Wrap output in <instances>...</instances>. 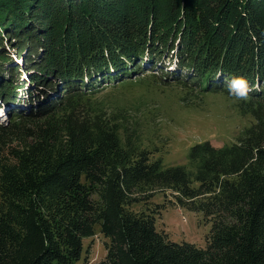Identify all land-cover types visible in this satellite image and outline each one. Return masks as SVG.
Instances as JSON below:
<instances>
[{
    "label": "trees",
    "instance_id": "1",
    "mask_svg": "<svg viewBox=\"0 0 264 264\" xmlns=\"http://www.w3.org/2000/svg\"><path fill=\"white\" fill-rule=\"evenodd\" d=\"M149 69L202 93L246 77L254 123L165 166L91 99ZM0 107V264H77L98 226L101 264H264V0H0ZM167 204L204 215L205 248L157 229Z\"/></svg>",
    "mask_w": 264,
    "mask_h": 264
},
{
    "label": "rangeland",
    "instance_id": "2",
    "mask_svg": "<svg viewBox=\"0 0 264 264\" xmlns=\"http://www.w3.org/2000/svg\"><path fill=\"white\" fill-rule=\"evenodd\" d=\"M12 54L15 55V51L12 50ZM15 60L18 62L17 58ZM167 60L166 65H169ZM172 71L175 77L180 76L176 70ZM159 72L146 70L144 75L141 72L116 89L107 87L91 99L109 108H121L131 119L137 120L145 145L157 144L161 153L156 157H162L165 166L188 165L189 150L199 143L209 141L217 148L232 144L243 129L254 123L250 115L241 113L242 101L234 102L228 93H202L196 85H184L183 80L177 82L173 76L163 78L169 79L164 83ZM7 120L4 107H0V123ZM153 201L160 205L166 203L163 194H157ZM142 206L138 210H142ZM156 226L159 231L164 230L171 241L191 243L199 248L206 247L212 227L202 213L172 204L163 209ZM96 233L93 238L84 240L83 257L77 264H101L105 260L108 240L99 226Z\"/></svg>",
    "mask_w": 264,
    "mask_h": 264
},
{
    "label": "clouds",
    "instance_id": "3",
    "mask_svg": "<svg viewBox=\"0 0 264 264\" xmlns=\"http://www.w3.org/2000/svg\"><path fill=\"white\" fill-rule=\"evenodd\" d=\"M228 94L234 100V102L247 101L250 93L253 91V87L244 76H234L228 82Z\"/></svg>",
    "mask_w": 264,
    "mask_h": 264
}]
</instances>
